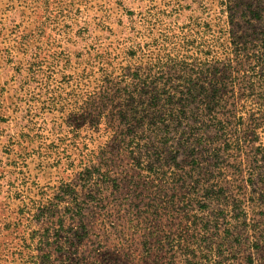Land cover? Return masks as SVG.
I'll list each match as a JSON object with an SVG mask.
<instances>
[{
    "label": "rangeland",
    "instance_id": "374dc122",
    "mask_svg": "<svg viewBox=\"0 0 264 264\" xmlns=\"http://www.w3.org/2000/svg\"><path fill=\"white\" fill-rule=\"evenodd\" d=\"M0 264H264V0H0Z\"/></svg>",
    "mask_w": 264,
    "mask_h": 264
}]
</instances>
